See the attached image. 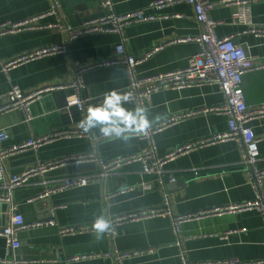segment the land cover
Returning a JSON list of instances; mask_svg holds the SVG:
<instances>
[{"label": "crops", "instance_id": "1", "mask_svg": "<svg viewBox=\"0 0 264 264\" xmlns=\"http://www.w3.org/2000/svg\"><path fill=\"white\" fill-rule=\"evenodd\" d=\"M157 1L160 0H115L113 12L116 14L143 10L159 18L127 25L122 32L72 37L67 26L77 27L111 11L103 6V0H60L57 11L52 9L53 0H0V25L31 19L36 26L0 37V64L40 47L67 46L64 52L0 70V106L7 101L1 98L2 95L14 86L31 91L73 82L79 69L114 57L120 44L134 55L165 45L138 66L143 76L187 67L188 59L200 51V45L196 41L176 40L203 33L204 27L196 19L195 7L186 1L153 7ZM207 1L215 4L209 15L218 21V36H235L236 42L249 55L264 60V37L243 33L246 25L235 19L237 6L222 4V0ZM251 14L254 23H264V0L251 4ZM83 81L85 97H101L111 91H120L129 83L127 67L117 64L89 69L83 73ZM242 87L250 107L264 103V68L246 73ZM73 92L72 89H57L43 94L28 109L0 113V130L10 134L0 143V149L54 130L80 128L79 122L87 112L77 107L66 108V98ZM223 101L224 95L217 85L169 89L153 94L145 104L149 124L185 112L201 111L154 134L158 153L164 155L188 141L227 131V115L205 111ZM123 106L128 110L139 107L133 100ZM250 126L261 139L259 165L264 167V118L252 120ZM88 132L89 137L59 138L37 150L15 154L6 159L7 169L10 173H20L40 161L80 153H95L101 160L109 162L139 153L149 145V139L133 134L123 139L104 136L98 128ZM165 169L166 183L163 185L156 175L145 174L140 162L125 164L108 176L102 175L97 161L70 164L37 175L14 188L12 197L18 205L17 211L28 223L50 218L52 212L57 222L28 227L20 232L22 246L17 250V256L23 261L19 264H183L184 259L189 262L226 258L244 262L264 260V214L257 210L191 219L182 224L179 233L174 231L170 216H156L123 222L114 238L105 233L97 240L94 230L61 234L63 227L93 224L101 215L108 219L111 215L163 206L167 201L174 215H187L256 199L237 140L196 148L169 161ZM80 175L95 176L97 180L37 198L47 194L63 179ZM172 177L176 178L175 182L170 181ZM143 181L151 183L153 189H143ZM33 198L36 199L31 201ZM8 218L9 205L0 201V228L6 225ZM146 248H152L154 252L120 262L109 255ZM7 254L6 240L0 237V258ZM83 254L93 257L70 260Z\"/></svg>", "mask_w": 264, "mask_h": 264}, {"label": "built area", "instance_id": "2", "mask_svg": "<svg viewBox=\"0 0 264 264\" xmlns=\"http://www.w3.org/2000/svg\"><path fill=\"white\" fill-rule=\"evenodd\" d=\"M183 1L194 5L196 19L204 27L203 33L199 36H189L176 40V42L196 41L200 45V51L188 59L189 63L187 67L156 75L143 76L138 71V66L146 61L152 53L163 48L165 45H160L152 51H147L141 55H134L128 53L124 44H120L116 47V55L114 57L101 59L100 61L79 69L75 80L71 83L48 85L31 91H24L18 86L12 87L1 97L7 101L0 106V113L18 108L28 109L31 103L39 99L43 94L57 89H72L74 91L66 98V108L77 107L87 112L89 106L101 104L105 95L101 97H85L83 95V90L85 88L83 73L96 67L123 64L127 67L129 83L126 89L116 92L122 95H129L130 100L136 101L139 107L144 109L145 104L151 100L153 94L162 90H180L192 86L217 85L224 95V101L218 106L205 109V111L211 110L219 114L227 115L229 117L228 130L204 139L188 141L164 155L159 154L153 140V135L170 125L180 122L186 117L201 112L200 110L189 111L179 115L169 116L156 123L150 124L144 132L132 133L135 136L149 139V145L139 153L119 157L109 162L101 160L95 153L67 155L57 159L40 161L24 169L20 173H10L6 166V159L15 154L24 153L29 150H37L41 146L59 138L89 137L91 134L80 128H63L54 130L41 137H31L16 145L0 149V201L6 202L9 205L8 221L4 227L0 228V237L6 240L8 250L7 256L0 258L2 264H19L23 261L17 256V250L22 246L20 232L23 229L57 223L54 212H52L50 218L28 223L24 215L17 211L18 205L13 200L12 190L28 183L37 175L70 164L97 161L101 167L102 175L108 176L125 164L140 162L143 165V172L145 174L156 175L160 183L165 185V176L167 172L165 165L169 161L199 147L220 141L237 140L241 145L242 164L245 166L255 188L256 199L241 203H233L223 207L208 208L187 215H174L167 201L166 205L163 206L149 207L121 215H111L107 219L110 221V228L106 233L114 238L118 226L123 222L143 220L156 216H170L174 231L179 233L182 224L191 219L249 210H257L264 214V167L259 165L261 156L259 142L261 139L257 137L253 128L250 126L252 120L264 118V103L257 107H250L246 102L242 87L244 75L254 69L264 68V60H256L249 55L245 48L236 42L235 36H218L216 33L218 21L212 19L209 15V11L215 6L214 3L207 0H160L153 3L152 6L160 8L171 3ZM256 1L260 0H222L220 3L237 6L235 19L237 22L246 25V29L243 33L253 34L256 37H264V23H254L252 20L251 4ZM59 2L60 0H53V11H57ZM114 3L115 0H103V6L111 10L108 14L86 20L77 27L67 26L71 36L77 37L89 33L122 32L127 25L139 24L144 21H151L159 18L143 10L131 11L122 15L116 14L113 12ZM35 27L31 19L20 22H6L0 25V37L33 29ZM65 50H67L65 44H53L30 50L11 58L6 63L0 64V70H8L11 67L44 56L64 52ZM9 136L10 134L7 130H0V143L8 139ZM95 180H97L96 177L91 175L65 178L53 186L47 194L39 195L37 198H44L49 193L64 191L72 187L84 186ZM170 181L175 182L176 178L172 177ZM141 187L145 190L153 189V185L145 181L141 183ZM35 199L36 198L31 199V201ZM93 224L63 227L60 232L62 235L82 233L93 230ZM153 252L154 250L152 248H146L115 252L109 255H112L116 261L120 262L125 258L151 254ZM90 257H93V255L83 254L74 256L70 260L77 261ZM183 264H264V260L244 262L236 258H226L205 262H189L184 259Z\"/></svg>", "mask_w": 264, "mask_h": 264}, {"label": "clouds", "instance_id": "3", "mask_svg": "<svg viewBox=\"0 0 264 264\" xmlns=\"http://www.w3.org/2000/svg\"><path fill=\"white\" fill-rule=\"evenodd\" d=\"M130 101V96L111 91L105 94L103 102L99 105L89 106L87 114L79 122L84 131L99 129L107 137L127 139L132 133L144 132L149 126L146 109L137 107L128 110L123 105ZM110 221L103 215L96 218L93 230L97 240L109 230Z\"/></svg>", "mask_w": 264, "mask_h": 264}]
</instances>
